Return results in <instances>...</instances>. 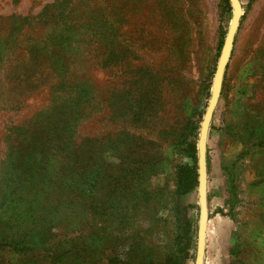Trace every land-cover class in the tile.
<instances>
[{
  "label": "rangeland",
  "instance_id": "rangeland-1",
  "mask_svg": "<svg viewBox=\"0 0 264 264\" xmlns=\"http://www.w3.org/2000/svg\"><path fill=\"white\" fill-rule=\"evenodd\" d=\"M240 1L243 15L207 138L204 264H264V0ZM53 2L58 3L56 13L68 11L69 4L83 7L85 26L100 13L103 33L98 44L61 36L54 18L43 13ZM92 5L97 11L85 13ZM233 15L225 0H0V228L18 225L19 233H27L32 225L43 224L40 218L52 202L38 203L31 223L14 191L22 184L16 181L14 152L30 139L36 115L74 96L69 87L56 88L53 61L46 56L66 54L70 84L78 85L77 93L88 101L82 105L72 147L105 137L110 163L156 161L158 174L147 185L169 192L176 165L192 163L185 149L192 141L198 146ZM88 29H77V34ZM59 36L60 43L66 38L71 43L61 45L54 39ZM35 40L44 55L31 63ZM159 199L137 222L156 248V264L163 261L173 228L172 203L162 208L166 198L158 205ZM186 204L199 205L198 188L180 198V207ZM218 207L223 212L217 213ZM15 217L20 220H11ZM120 252L124 258L127 250ZM0 264L59 263L40 251L2 245Z\"/></svg>",
  "mask_w": 264,
  "mask_h": 264
},
{
  "label": "trees",
  "instance_id": "trees-1",
  "mask_svg": "<svg viewBox=\"0 0 264 264\" xmlns=\"http://www.w3.org/2000/svg\"><path fill=\"white\" fill-rule=\"evenodd\" d=\"M225 1L229 4V0ZM57 7L58 3L53 2L43 13L47 19L54 18V28L59 29L61 36H77L78 43L98 44L103 33L100 25L103 16L100 13L91 16L92 22L85 26L81 17L83 7H71L69 4L68 11L56 13ZM86 9L85 13L97 11L96 5L86 6ZM83 27H88L89 31L77 34V29ZM67 31H70L69 35ZM54 39L60 43V36ZM66 41L71 43L69 38L62 43ZM224 41L225 38L221 48ZM33 44L29 57L31 63L44 55L36 45L37 40ZM65 55L46 56V59L53 61L51 67L58 79L56 88L66 90L69 87L74 96L38 113L30 139L20 150H15L13 157L18 163L16 181H22L14 191L23 202L25 218L32 223L34 207L45 200L52 202L45 207V214L40 218L43 224L32 225L27 233H19L18 225H7L5 230L0 228V246L8 245L17 251H40L59 264H156V248L150 241L151 237H146V229L137 222L150 204L164 196L167 204L162 208L172 203L173 228L166 253L161 258L163 261L159 264H195L200 206L186 204L181 208L180 198L198 188L197 143L192 141L186 147L185 152L192 163L176 165L174 188L169 192L147 185L148 178L158 174L156 161L131 160L127 166L110 163L105 152V137L86 139L73 148L74 129L84 113L82 105L88 101L86 96L77 93L78 85L70 84L65 70ZM19 78L22 82L20 74ZM15 129L26 132L23 126ZM48 189L49 193L46 192ZM43 193L47 198H42ZM160 199L158 205L163 203ZM158 210L154 213L157 220ZM216 212L223 210L218 207ZM11 220L18 221L20 217ZM79 224L84 227L80 229ZM120 248L127 250L124 258H121Z\"/></svg>",
  "mask_w": 264,
  "mask_h": 264
},
{
  "label": "water",
  "instance_id": "water-1",
  "mask_svg": "<svg viewBox=\"0 0 264 264\" xmlns=\"http://www.w3.org/2000/svg\"><path fill=\"white\" fill-rule=\"evenodd\" d=\"M233 9L234 15L226 35L224 45L219 57V62L216 68L211 100L208 109L205 112L202 120L199 143H198V167H199V206H200V217H199V228H198V242H197V255L195 264L205 263V247H206V235L209 220V207H208V163H207V138L209 127L213 118L215 108L218 104L222 80L228 61L230 59L236 33L238 31L240 20L243 15V8L240 0H229Z\"/></svg>",
  "mask_w": 264,
  "mask_h": 264
}]
</instances>
